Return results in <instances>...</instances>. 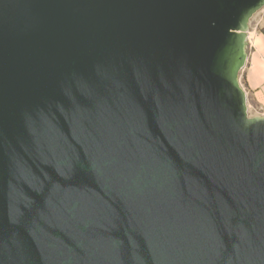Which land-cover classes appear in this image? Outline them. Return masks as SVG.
<instances>
[{
	"label": "water",
	"instance_id": "obj_1",
	"mask_svg": "<svg viewBox=\"0 0 264 264\" xmlns=\"http://www.w3.org/2000/svg\"><path fill=\"white\" fill-rule=\"evenodd\" d=\"M263 6L0 0V264H264Z\"/></svg>",
	"mask_w": 264,
	"mask_h": 264
},
{
	"label": "rangeland",
	"instance_id": "obj_2",
	"mask_svg": "<svg viewBox=\"0 0 264 264\" xmlns=\"http://www.w3.org/2000/svg\"><path fill=\"white\" fill-rule=\"evenodd\" d=\"M247 33H249L251 37L259 34V37L261 36L259 38L261 41V47L260 45L255 46V44H252L253 42L250 43L247 39V58L244 66L239 71L238 78L241 87L246 92V107L248 116L264 115V98L260 94L258 95V97L254 96L246 83V67L249 65V55L252 51L257 50V52L262 55L263 59H260V62L264 64V6L256 13H254L250 18ZM256 47L258 49H256Z\"/></svg>",
	"mask_w": 264,
	"mask_h": 264
},
{
	"label": "crops",
	"instance_id": "obj_3",
	"mask_svg": "<svg viewBox=\"0 0 264 264\" xmlns=\"http://www.w3.org/2000/svg\"><path fill=\"white\" fill-rule=\"evenodd\" d=\"M260 59H263V57L257 50L252 51L249 55V65L246 67V83L254 96L258 97L260 94L264 98V68L255 66V63H253V60L260 61Z\"/></svg>",
	"mask_w": 264,
	"mask_h": 264
},
{
	"label": "bare ground",
	"instance_id": "obj_4",
	"mask_svg": "<svg viewBox=\"0 0 264 264\" xmlns=\"http://www.w3.org/2000/svg\"><path fill=\"white\" fill-rule=\"evenodd\" d=\"M248 35H247V39H248V41L251 43V42H253L252 44H255V46L256 45H260L261 44V41H260V37H259V34L258 35H254L253 37H251V35H249V33H247ZM252 38H253V40H252ZM260 47H261V45H260ZM256 49H258L257 47H256ZM255 59H256V57H255ZM253 63H255L254 65L255 66H258V67H262V68H264V64L262 63V62H260V61H258V60H253ZM252 66H253V64H252ZM253 68V67H252ZM256 69H257V67H256ZM262 74V73H261ZM255 75V74H254ZM257 75V74H256ZM263 75V74H262ZM259 77H260V75H259ZM254 82V81H253Z\"/></svg>",
	"mask_w": 264,
	"mask_h": 264
}]
</instances>
